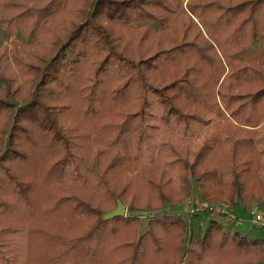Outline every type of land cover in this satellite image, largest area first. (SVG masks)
I'll return each instance as SVG.
<instances>
[{"label": "trees", "instance_id": "1", "mask_svg": "<svg viewBox=\"0 0 264 264\" xmlns=\"http://www.w3.org/2000/svg\"><path fill=\"white\" fill-rule=\"evenodd\" d=\"M82 1L86 6L82 22L43 64L30 100L17 107L7 93L0 99V114H12L9 125L0 129L5 135L0 151V239L8 238L0 241V250L12 247L20 254L19 264H143L148 257L158 264H211L207 256L232 249L243 253L240 264H264L263 251H250L264 247V240L229 233L212 218L188 249L182 217L167 212L148 217L147 231L134 243L116 245L119 232L114 225H129L134 219H103L102 202L90 197L94 189L107 203L126 204L131 198L127 211L144 212L150 210L151 200L166 201L163 192L171 185L182 186L186 195L192 182L202 201L218 200L222 187L228 192L223 200L231 206L237 203L244 209L254 200L257 204L264 196V174L261 177L257 162L262 151L254 148L264 144V0H186L184 8L181 0ZM156 9L163 18L150 13ZM99 18L125 26L157 21L160 32L174 29L163 30L162 25L183 22L184 34L191 26L196 32L190 41L184 42L183 34L182 42L133 63L117 50L112 35L96 21ZM90 53L95 61L83 76L86 102L95 100L108 78L117 80L112 97L133 93L138 102L137 110L126 115L116 130L119 148L95 147L93 158L91 152L86 157L78 154L83 148L76 145L74 128L61 123V107L45 102L67 97L64 84ZM160 55L164 57L158 59ZM177 67L181 72L174 79ZM154 74L159 75L157 87L148 77ZM257 86L255 92L247 91ZM54 87L63 88V93L53 94ZM149 98L161 109L159 119L165 125L172 121L181 127L179 132L189 134L187 138L162 135L155 161V145L148 134L154 130L148 123L152 120ZM192 128L208 133L195 144L199 136L188 132ZM189 142L197 145L192 146L193 154L182 146ZM29 146L56 150V157L51 155L42 164V187L35 185V178L21 180L14 168L25 163ZM143 149L151 153L154 168L147 167L150 161L145 166L135 163ZM254 183L261 189L252 191ZM143 198L146 203L134 207L133 202ZM125 248L132 249L131 255L115 261V254ZM3 255L0 264L15 263L14 254L9 259Z\"/></svg>", "mask_w": 264, "mask_h": 264}, {"label": "rangeland", "instance_id": "2", "mask_svg": "<svg viewBox=\"0 0 264 264\" xmlns=\"http://www.w3.org/2000/svg\"><path fill=\"white\" fill-rule=\"evenodd\" d=\"M185 2L186 0H181L182 8L185 7ZM85 7L82 0H0V99H4L5 93H7V97L11 98V101L17 107L24 105L30 100L31 93L37 84L43 64L50 60L55 53L54 50L66 41L68 33L82 22V13H84ZM261 12H263V10H261ZM150 13L154 17L156 16V19L164 17L158 9L151 10ZM260 18L263 17L260 16ZM96 21L112 35L117 50H120L122 55L128 57L133 63L153 56L158 50L182 42L181 37L184 34L182 32L183 22L175 26L171 25V27L169 25H162L163 30L169 28L174 29L170 32H160V27L155 23L157 21H141L137 24L126 26L117 24L113 21L109 23L104 18H99ZM195 32L196 31L191 26L189 31L185 32V39L183 41H190ZM8 34L9 36L7 37ZM157 40H159V42H157ZM163 57L164 56L160 55L158 59ZM94 61L95 56L90 53L88 57L79 64L75 76L69 78L64 84L67 86V91L65 92V94H67L66 98L54 97L53 99H47L45 101L49 106L56 105L61 107L64 116L61 123L69 128H74L71 130L73 134L79 138L78 140L76 139L78 142L76 145L83 148L78 151V154L82 157H86L89 155L88 153L91 152L90 156H92V158L97 149L95 147H112L114 151L119 148L117 140H114L116 130L126 115L137 110L136 107L138 103L133 93L119 98L112 97L110 93L117 80L108 78L105 83L99 86L95 100L88 104L84 98L85 84L83 76L93 68ZM186 66H189V64H186ZM180 69L181 68L178 67L174 69V79L178 78L181 72ZM148 77L151 78L153 84H156V87L159 86L160 80L158 79V74ZM165 82H168V80L163 81V83ZM257 88L258 86L249 88L247 91L253 93ZM54 93L62 94L63 88L54 87L53 94ZM149 102L151 108L149 113L151 114L152 120L148 123L154 127V130L150 129L148 134H151L153 138L152 141L155 145L152 148V160L155 161L157 156L156 145L158 141L162 139V135L187 138L189 134L179 132L181 127L178 129L173 126L172 121H169V123L165 125V122L159 119L161 116V109L156 106L154 98H149ZM238 103L239 102L232 103L231 110L237 107ZM11 115V112H1L0 129L4 128L6 124L9 125ZM203 129L204 128L195 131V128H192V130L190 129L188 131L190 133H196L194 135L195 137L199 136L196 141L195 137L192 138L195 144H197L201 138L204 139V137H206L205 134L208 132H205ZM4 140L5 135L1 134L0 151L3 149ZM253 140L255 141L256 139L254 138ZM132 145L133 143L130 138L129 146ZM182 146H186L188 151L190 150L193 154L195 147L192 148V146L197 145H193L189 142L188 144H182ZM263 147L264 144L254 147L258 149V151H262V155L257 158V162L261 167L259 169L261 177L264 174ZM28 149L25 163L14 165V168L21 176V180L27 181V179L35 178V185L37 182L38 186L42 187L43 183H41V178L39 176L42 164H45V161L49 156L51 157V155L55 158L56 156L54 155H56V150L45 151L30 146ZM140 153V155H137L135 163L138 162L145 166V164L148 165L150 161V165L147 167H149V169L154 168L155 166L152 164L151 159H149L151 153L146 154L144 149L140 151ZM226 170L227 169H225V171ZM262 178L264 179V176ZM188 179L190 178L188 177ZM88 187L91 191V184H89ZM258 188L261 189L258 183H254L250 186L252 191H257ZM91 193L92 195L90 197L97 199L96 202H102L101 211L104 214H107L108 211L112 209L114 210L117 202H120L117 200L116 204H112L111 202L107 203L105 199H100V196L94 189ZM163 194L164 197L167 198L166 201L160 203L156 201L152 202L151 200L150 210L144 212L138 210L130 213L127 211L126 204L132 201L131 198L128 200L126 199V204L120 203L124 207V216L134 219V222L129 225L121 223L114 225V228L119 232V238L115 240L116 245L128 242L134 243L138 235L147 231V218L160 215L161 212L172 213L175 217H182L186 226L184 240H186L185 244H187L188 249L194 247L196 233L199 231L201 234L205 230L209 218L215 220L229 233L239 230V233L244 232L249 238L264 240V229H257L248 223L250 211L260 213L264 216V205H261L264 196L259 198L257 202V204L259 203L258 205L255 204L257 200H254L250 201L244 209H241L237 203H235V206H231V204L223 200L228 192L227 189H223L222 187L217 191L219 195L218 200L202 201L197 194L196 186L192 182L186 195H184L182 186L178 184L171 185L164 190ZM144 200V198L139 199L137 203L134 201V207L140 209L143 203H146V200ZM195 203L226 210L235 220H233V222H228L225 219L227 217L226 215H220L214 211H193V213H191L190 205ZM157 209L161 210L158 211ZM236 210H239L240 213H236ZM7 239L6 236V238H1L0 241L2 242ZM1 250H10V254H14L13 260L15 261L18 259H16L17 253H15L12 247L8 249L5 246V248H1ZM131 250L132 249L125 248L124 250L118 251L114 256V258L117 259L115 261L129 257L132 252ZM250 251H252V253L263 251L264 253V247L258 245L253 247ZM150 252L151 249L149 248L145 253L147 257L150 255ZM19 255L20 254H18V256ZM242 255L243 253L229 249L222 252V255L213 252L211 255L207 256V258L211 261V264H240L239 262L242 260ZM258 258L259 257H257V260H259ZM247 261H251V259ZM260 261L264 263V254L260 256ZM113 263L114 261L108 262V264ZM143 264H158V262L148 257Z\"/></svg>", "mask_w": 264, "mask_h": 264}, {"label": "built area", "instance_id": "3", "mask_svg": "<svg viewBox=\"0 0 264 264\" xmlns=\"http://www.w3.org/2000/svg\"><path fill=\"white\" fill-rule=\"evenodd\" d=\"M190 209H191L190 210L191 213H193V211H206V210L211 212L214 211L220 215L221 214L226 215L227 217L225 219L228 222H233V220H235L231 217V215H229V213H227L226 210L219 208H212L210 206L202 205L200 203L191 204ZM248 223L257 229H264V216L260 213L250 211Z\"/></svg>", "mask_w": 264, "mask_h": 264}, {"label": "water", "instance_id": "4", "mask_svg": "<svg viewBox=\"0 0 264 264\" xmlns=\"http://www.w3.org/2000/svg\"><path fill=\"white\" fill-rule=\"evenodd\" d=\"M124 207L120 204V202H117L116 208L107 214H104L102 216L103 219H112L117 217H123L124 216Z\"/></svg>", "mask_w": 264, "mask_h": 264}, {"label": "crops", "instance_id": "5", "mask_svg": "<svg viewBox=\"0 0 264 264\" xmlns=\"http://www.w3.org/2000/svg\"><path fill=\"white\" fill-rule=\"evenodd\" d=\"M236 213H240L239 210H236ZM236 213H235V215H236ZM238 232H239V230H238ZM240 233L243 234V235H245L244 232H240ZM9 251H10V250H9ZM9 251H2V250H1L0 253L4 254L3 256L9 259L10 257H12V254H10ZM17 258H18V259H17ZM16 259H17V260H15V263H14V264H19V262H20V255H19V256L17 255V256H16Z\"/></svg>", "mask_w": 264, "mask_h": 264}]
</instances>
